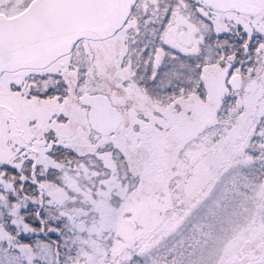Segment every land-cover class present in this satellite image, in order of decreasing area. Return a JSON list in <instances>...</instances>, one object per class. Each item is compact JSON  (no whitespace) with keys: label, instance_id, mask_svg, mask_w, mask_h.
Returning <instances> with one entry per match:
<instances>
[{"label":"snow or ice","instance_id":"obj_1","mask_svg":"<svg viewBox=\"0 0 264 264\" xmlns=\"http://www.w3.org/2000/svg\"><path fill=\"white\" fill-rule=\"evenodd\" d=\"M0 264H264V0H0Z\"/></svg>","mask_w":264,"mask_h":264},{"label":"trees","instance_id":"obj_2","mask_svg":"<svg viewBox=\"0 0 264 264\" xmlns=\"http://www.w3.org/2000/svg\"><path fill=\"white\" fill-rule=\"evenodd\" d=\"M40 238H42V237H40ZM36 239V237H28V236H25V237H23V240H24V242H34V240Z\"/></svg>","mask_w":264,"mask_h":264},{"label":"rangeland","instance_id":"obj_3","mask_svg":"<svg viewBox=\"0 0 264 264\" xmlns=\"http://www.w3.org/2000/svg\"><path fill=\"white\" fill-rule=\"evenodd\" d=\"M28 237H32L31 235H29ZM33 237H35V236H33ZM42 238L41 239H44V237L43 236H41Z\"/></svg>","mask_w":264,"mask_h":264}]
</instances>
